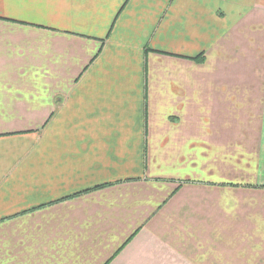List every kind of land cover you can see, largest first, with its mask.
Wrapping results in <instances>:
<instances>
[{"label":"crops","instance_id":"obj_1","mask_svg":"<svg viewBox=\"0 0 264 264\" xmlns=\"http://www.w3.org/2000/svg\"><path fill=\"white\" fill-rule=\"evenodd\" d=\"M0 264H264V0H0Z\"/></svg>","mask_w":264,"mask_h":264},{"label":"trees","instance_id":"obj_2","mask_svg":"<svg viewBox=\"0 0 264 264\" xmlns=\"http://www.w3.org/2000/svg\"><path fill=\"white\" fill-rule=\"evenodd\" d=\"M194 60H198V61H200V60H201V55L198 56V57H196V58H194Z\"/></svg>","mask_w":264,"mask_h":264},{"label":"rangeland","instance_id":"obj_3","mask_svg":"<svg viewBox=\"0 0 264 264\" xmlns=\"http://www.w3.org/2000/svg\"><path fill=\"white\" fill-rule=\"evenodd\" d=\"M201 59H202V54H201Z\"/></svg>","mask_w":264,"mask_h":264}]
</instances>
